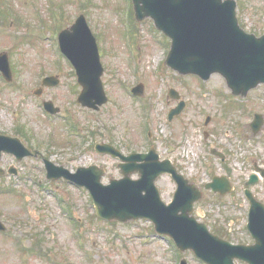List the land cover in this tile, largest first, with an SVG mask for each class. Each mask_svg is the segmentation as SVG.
I'll return each mask as SVG.
<instances>
[{"label":"rangeland","instance_id":"374dc122","mask_svg":"<svg viewBox=\"0 0 264 264\" xmlns=\"http://www.w3.org/2000/svg\"><path fill=\"white\" fill-rule=\"evenodd\" d=\"M129 1L0 0V50L6 48L14 69L11 85L0 80V124L8 132L13 125H24L31 149L40 153L18 163L10 155L2 156L0 165L14 163L19 171L0 182L16 189L11 195L0 194V213L10 218L11 231L23 238L27 248L40 240L41 249L50 256L44 259L21 253L8 240L0 245V264H175L176 257L185 258L187 264H204L191 251L176 250L144 219L120 222L96 218L85 188L45 177L42 157L71 171L96 164L105 169L103 183L120 178L116 160L94 150L93 143L99 141L126 154L130 148L145 150L151 139L162 156L171 158L186 178L203 189L194 204L197 220L231 242L252 241L245 227L248 205L243 188L254 163L264 169V125L253 137H244L247 130L243 125L253 112H264L261 92L254 90L244 102H236L228 96L218 74L202 81L170 70L163 63L166 38L152 27L149 18L129 21ZM235 1L244 29L263 33L264 0ZM80 14L95 36L104 67L101 79L107 101L97 111L76 102L81 87L68 63L58 61L52 46L58 30L69 28ZM126 40L136 60L130 56ZM45 75L57 76L59 83L35 95ZM139 82L144 92L134 98L126 88ZM169 87L179 91L186 102L171 121L167 111L175 103L167 96ZM43 99L58 106L59 114L49 119L40 106ZM206 115L210 119L204 125ZM67 117L73 119L66 122ZM147 132L150 138L145 137ZM210 145L225 148L226 159L211 156ZM212 175H226L233 189L223 195L205 190L203 186ZM157 186L162 200L168 202L174 182L162 175ZM249 188L264 202V176L259 175Z\"/></svg>","mask_w":264,"mask_h":264},{"label":"water","instance_id":"95a60500","mask_svg":"<svg viewBox=\"0 0 264 264\" xmlns=\"http://www.w3.org/2000/svg\"><path fill=\"white\" fill-rule=\"evenodd\" d=\"M132 2L138 20L151 18L155 27L170 38L165 63L178 73L194 74L202 79L219 73L231 92L242 96L257 83L264 82V35L255 37L238 25L234 0ZM70 29L60 33V45L76 65L79 82L83 86L79 100L95 107V103L102 104L107 99L100 80L102 66L95 38L82 14ZM133 91L140 94L142 85L136 86ZM93 96L96 98L92 102ZM182 107L183 101L171 110L170 115L179 113ZM12 140V143L17 142ZM96 148L104 153L119 155L127 161L120 164L124 177L103 184L101 176L104 170L95 165L78 167L74 173L62 170L60 175L89 190L98 217L123 222L146 218L154 224L158 233L172 237L180 250L191 249L196 257L207 264H234L235 258L248 264H264V204L249 191L246 192L250 202L247 228L255 242L251 245L231 244L209 232L204 223L197 222L190 215L193 203L202 195L201 191L178 174L169 161L158 162L155 154L154 161L149 160V155L153 153L124 157L108 144H100ZM1 149L12 148L5 143L0 146ZM136 160L142 162L137 164ZM46 165L50 169V176H58L51 163L47 162ZM132 170H138L139 179H129L128 174ZM164 171L171 173L178 184L168 205L161 201L153 184L157 174ZM255 180L256 177L252 175L249 182ZM205 187L222 194L231 189L224 176H214ZM181 264L186 262L183 260Z\"/></svg>","mask_w":264,"mask_h":264},{"label":"flooded vegetation","instance_id":"af4514ba","mask_svg":"<svg viewBox=\"0 0 264 264\" xmlns=\"http://www.w3.org/2000/svg\"><path fill=\"white\" fill-rule=\"evenodd\" d=\"M262 90L264 91V86H262ZM166 103H167V101H166ZM168 111H169V110H168ZM255 113H256V112H253L251 119L248 120L246 124L243 123V124H244L243 126H245V127H246V130H247V132L244 134L245 137H249L250 135H252L253 132L256 131V130H258V127L260 126L258 122H257V124H255L256 121L252 122ZM263 119H264V115H263ZM244 132H245V131H244ZM244 132H242V133H244ZM226 134H228V132H226ZM242 135H243V134H242ZM253 135H254V134H253ZM206 136H207V135H206ZM150 145H151V144L148 143V146H150ZM218 148H219V147H218ZM210 149H211V147H210ZM220 149L224 152L225 155L227 154L225 148H220ZM146 150H147V149H146ZM214 150L217 151V147H215ZM141 151L144 152L145 150H141ZM10 166H11V165L3 166V167H4V169L6 170V169H8ZM3 167H2V168H3ZM253 168H254V169L257 168V165H256L255 163H254V165H253ZM10 169H12V168H10ZM2 177H4V174L2 175ZM0 178H1V177H0ZM0 180H1V179H0ZM0 219L2 220L3 224H4L5 227H6V228H4L5 231H1V230H0V245H1L4 241H8V240H10L11 237H8V235H3V234H2V233H7V231L10 232V226L7 225V223L5 222V220H4V218H3V216H2L1 214H0ZM29 253H30V255H31V250L29 251ZM1 254H2V251H1ZM8 258H12V257H11V256H8Z\"/></svg>","mask_w":264,"mask_h":264}]
</instances>
